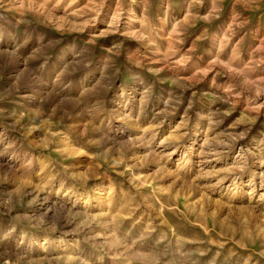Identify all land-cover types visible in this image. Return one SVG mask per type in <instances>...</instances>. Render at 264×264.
I'll list each match as a JSON object with an SVG mask.
<instances>
[{
  "label": "rangeland",
  "instance_id": "rangeland-1",
  "mask_svg": "<svg viewBox=\"0 0 264 264\" xmlns=\"http://www.w3.org/2000/svg\"><path fill=\"white\" fill-rule=\"evenodd\" d=\"M0 264H264V0H0Z\"/></svg>",
  "mask_w": 264,
  "mask_h": 264
}]
</instances>
